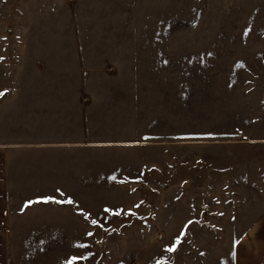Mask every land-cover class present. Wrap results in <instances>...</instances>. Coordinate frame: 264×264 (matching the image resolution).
Masks as SVG:
<instances>
[{"label": "rangeland", "instance_id": "374dc122", "mask_svg": "<svg viewBox=\"0 0 264 264\" xmlns=\"http://www.w3.org/2000/svg\"><path fill=\"white\" fill-rule=\"evenodd\" d=\"M78 54L129 76L94 75L77 95ZM105 84L142 103L105 107ZM32 87L63 93L54 136L76 137L78 101L103 147L87 150L91 194L70 196L80 218L62 240L11 236L10 264H264V0H0V101ZM28 116H1L0 140L52 134L23 130L42 117ZM76 150L43 154L67 174Z\"/></svg>", "mask_w": 264, "mask_h": 264}, {"label": "crops", "instance_id": "0c3cea01", "mask_svg": "<svg viewBox=\"0 0 264 264\" xmlns=\"http://www.w3.org/2000/svg\"><path fill=\"white\" fill-rule=\"evenodd\" d=\"M77 61L79 78L77 95H79V91L87 79L90 78L91 82L93 81V84H95L94 79H92L94 75H99L104 81L110 78L119 81L127 80L128 74L125 73L123 67L122 69L117 66L116 68L104 67V69L85 67L80 54H78ZM89 87L90 91H93L91 95L95 97L101 92V90L92 89L90 85ZM122 89L121 85L119 87H108L105 84L102 92L105 107L137 106L142 103V91L136 90L133 93ZM6 94L7 100L0 101L1 108L4 107L3 111L0 109V117L6 116L10 121L18 113H27L29 121L33 122L36 120V116L35 120L33 119L34 114H40L42 117H39L40 122L37 126L27 125L23 130L30 133L29 131L42 129L44 128L43 125H47L46 129L52 131V134L50 136L45 134L43 139L30 143H22L8 138L0 140V264H10L11 262L9 238L22 232L29 234L28 228H36L38 235L43 231L49 232V230L56 233L62 232L60 236H62L61 240L63 239L65 218H80V214L74 213V208H77L78 204L72 202L73 206L69 205L65 208L64 197L67 201L74 200L75 198L70 197H73V195L91 194V189H94V187H90L91 155L87 150L90 147L95 149L103 147V145L96 144L91 140L89 134L91 126L86 119L85 110H81L78 101L73 105L74 115L72 116V129L76 131V137H63L61 133L60 136H54V131L65 125L62 103L63 93L60 91L54 92L32 87L27 90L7 91ZM24 97L33 98V102L28 99L29 102H32L30 110L22 109L28 106V102H23ZM41 98L43 102H41ZM20 105L24 107H20ZM55 134L58 135L57 132ZM36 148L41 149L43 152L54 148H75L77 150L72 155L71 164L65 168L67 173L65 174L64 170L58 169L61 166L48 162L49 160L44 157L45 153L35 155L33 151ZM26 151L31 155L25 153ZM94 153L93 156L95 157ZM80 163H83L84 170H80ZM53 166L55 167L52 169ZM72 174H76V181L73 180ZM49 186H51V189H49ZM35 187H43L46 190L41 192L44 196L38 198L37 201H32L26 193L32 191ZM56 201H61V203ZM81 211L88 217L89 209H82Z\"/></svg>", "mask_w": 264, "mask_h": 264}, {"label": "snow or ice", "instance_id": "6c2138e0", "mask_svg": "<svg viewBox=\"0 0 264 264\" xmlns=\"http://www.w3.org/2000/svg\"><path fill=\"white\" fill-rule=\"evenodd\" d=\"M3 95V93H0V96H2ZM57 203H61V201H56ZM67 203H72V201L71 200H68V201H66ZM93 223H95L94 221H93ZM80 247H83V245H80ZM174 249H169V251H173ZM72 264H75V260L72 262Z\"/></svg>", "mask_w": 264, "mask_h": 264}]
</instances>
